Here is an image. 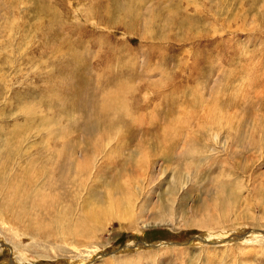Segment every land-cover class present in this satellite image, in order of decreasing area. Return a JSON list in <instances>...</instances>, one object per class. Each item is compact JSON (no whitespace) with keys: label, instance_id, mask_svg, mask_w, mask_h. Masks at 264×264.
Listing matches in <instances>:
<instances>
[{"label":"rangeland","instance_id":"1","mask_svg":"<svg viewBox=\"0 0 264 264\" xmlns=\"http://www.w3.org/2000/svg\"><path fill=\"white\" fill-rule=\"evenodd\" d=\"M7 185L116 209L70 253L0 198V264H264V0H0Z\"/></svg>","mask_w":264,"mask_h":264},{"label":"bare ground","instance_id":"2","mask_svg":"<svg viewBox=\"0 0 264 264\" xmlns=\"http://www.w3.org/2000/svg\"><path fill=\"white\" fill-rule=\"evenodd\" d=\"M50 176H52V174ZM53 178H54V176H53ZM7 186L8 187L6 188V190H3L4 188H2V186H0V198L3 199L4 202L9 203V205H10L9 208L12 211L9 213V215H11V216L7 215V217H10V219H8L6 216H5V219L4 218H1V219H3L5 222L14 223L15 225H17L19 231L17 230L18 232H16V231L14 232L15 236H20L19 233L22 232L23 234H29L30 236L35 238L36 241L42 242V244H47L48 246H50L54 242V244H56V243L57 244L67 243V244H70L71 248H74L72 250L70 249V251L64 250V252L75 253V252H83L84 250H87L88 249L87 247H85L84 249L81 248V246H83L84 243H81L80 240L92 239L93 238V231L96 228L95 226H101L102 220L106 219V217L108 215H110L112 209H116L114 207V206H116L115 203H114V205L112 203L111 207L109 206V207L103 208L101 206L100 209H98L99 207H96L97 209L90 210L88 212L89 214H87L85 218H82V220L79 222V224L74 227V230H71L70 228L64 226L65 217L67 218L65 212L58 211V209L60 210V207H62L61 211L64 210V208H63L65 205L64 199L67 196L66 197L65 196L64 197H58L57 201H48V199L45 197L47 200L38 199L37 201L30 202V201H28L27 197L24 198V195H25L27 190H24L22 188L19 189L18 187H16L14 189L12 187L13 185H7ZM135 189L139 190V187L135 188ZM130 192L132 195H134V197L136 199V196H135L136 190L129 188V193ZM41 196H42V194H41ZM125 203H127V202H125ZM227 203L231 204L232 203L231 199H228ZM223 204H224L223 198L218 199V201H216L215 207L221 208ZM104 206H106V205H104ZM124 207H126V212L128 210V212L133 214L131 212L132 211L131 209H134V201H131V198H130V200L128 201V205L126 206V204H124ZM117 208L119 209V207H117ZM15 209L19 211L18 215H13V212ZM127 215H129V214H127ZM134 216H135V214H134ZM124 217H125V213H124ZM126 219H128V218H126ZM20 220L22 222H20ZM205 239H207V238H205ZM261 241L263 242L264 240H261ZM88 244H90V243H88ZM38 245L39 244H36V242H35V244L32 247H34V246L37 247ZM32 247L30 246L29 248L28 247L23 248V250L28 251V253H30L29 250H32L33 249ZM90 249H92V247H90ZM61 250H63V249H61ZM32 251H34V249ZM20 260L22 261L21 258H20Z\"/></svg>","mask_w":264,"mask_h":264},{"label":"water","instance_id":"3","mask_svg":"<svg viewBox=\"0 0 264 264\" xmlns=\"http://www.w3.org/2000/svg\"><path fill=\"white\" fill-rule=\"evenodd\" d=\"M204 240V239H203ZM206 241L208 242V240L206 239ZM210 242H214V241H212V240H210Z\"/></svg>","mask_w":264,"mask_h":264}]
</instances>
